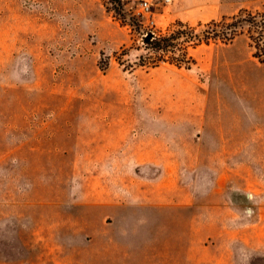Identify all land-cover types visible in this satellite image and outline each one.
<instances>
[{"label":"rangeland","instance_id":"rangeland-1","mask_svg":"<svg viewBox=\"0 0 264 264\" xmlns=\"http://www.w3.org/2000/svg\"><path fill=\"white\" fill-rule=\"evenodd\" d=\"M112 1L0 0V264H264V0Z\"/></svg>","mask_w":264,"mask_h":264},{"label":"trees","instance_id":"trees-1","mask_svg":"<svg viewBox=\"0 0 264 264\" xmlns=\"http://www.w3.org/2000/svg\"><path fill=\"white\" fill-rule=\"evenodd\" d=\"M116 6H120V0H113L112 1ZM264 25V21L262 22ZM216 27V25H214ZM227 27V26H226ZM227 29V28H226ZM226 29H223L224 31H217L216 29L213 30H203L201 34H194L192 32H188L182 29H178L177 31H173L168 38H160L156 36H150L148 39L144 41L145 48L149 52L147 55H143L139 57L140 65L144 64H153V61H159L161 60L159 58L160 53H164L168 51V48L170 45H167V41L170 40H181V39H189V40H195L197 42H208L210 39H216L221 36L222 39L229 40L230 34L226 32ZM162 58V57H161ZM189 60L185 59V56H181V59L176 60V65L178 67H185L189 66ZM155 64V63H154ZM188 64V65H185Z\"/></svg>","mask_w":264,"mask_h":264},{"label":"built area","instance_id":"built-area-1","mask_svg":"<svg viewBox=\"0 0 264 264\" xmlns=\"http://www.w3.org/2000/svg\"><path fill=\"white\" fill-rule=\"evenodd\" d=\"M141 8L143 12H149L150 6L146 1H144L143 3H141Z\"/></svg>","mask_w":264,"mask_h":264}]
</instances>
